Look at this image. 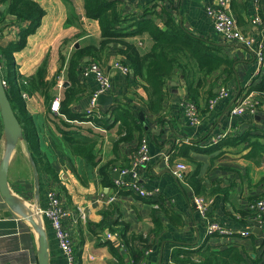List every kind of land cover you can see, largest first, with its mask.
Returning <instances> with one entry per match:
<instances>
[{
	"label": "crops",
	"instance_id": "obj_1",
	"mask_svg": "<svg viewBox=\"0 0 264 264\" xmlns=\"http://www.w3.org/2000/svg\"><path fill=\"white\" fill-rule=\"evenodd\" d=\"M69 1L71 13L62 0L38 1L44 11L40 25L27 38L25 47L14 53L17 73L25 78L37 75L43 84L40 92L22 98L28 119L21 121L20 125L23 132L24 128H29V123L33 125L36 147L50 161L56 178L40 168V161L33 153L36 149L30 145L25 130L8 160L7 184L17 208L9 206L0 193V264H38V234L32 222L41 225L46 232L49 263L69 264L58 248L49 219L40 215V211L47 207L49 190L54 191L66 212L62 224L72 242L74 264H118L114 255L117 251L122 264H170V254L174 249H198L206 245L218 249L231 243L240 244V248L255 258L260 254V248H264V225L248 221V215L245 214L243 218L239 212L246 213L248 205L255 198L264 199V183L260 184L264 179V166L258 167L246 160L244 155L247 150L242 145L215 148L216 145L210 144L213 137L224 138L233 132L246 131L244 124L248 123V128L261 125L253 117H237L230 122L226 111L239 88L242 93L252 80L258 83L264 70L252 78L257 63L251 52L237 44L224 43L213 32L205 8L217 4L218 0H142L137 4L131 0H113L118 2L122 20L116 26L117 30H133L134 17L152 19L164 30V21L170 16L182 29L218 49L219 55L230 59L234 68L231 76L221 75L219 70L206 78L198 105L202 122L196 128L189 124L185 116V107L190 102L185 78L179 69H175L165 82L166 98L162 111L158 115L140 111L143 113V120L140 119L143 124L142 136L135 133L131 141H121L117 146L114 145L120 124L113 122L111 106H100L99 110L100 119L107 123L96 125L81 117L91 93L97 87L92 76L83 79L79 75L78 87L82 92L75 95L66 107L71 117L49 110L55 98L60 100V104L66 101V91L70 86L68 66L74 52L87 46H98L102 40L97 21L85 16L83 0ZM252 2L231 0V13L242 33L250 35L255 46L260 27L251 23L252 17L257 14L256 0ZM7 8V3L0 0V15L4 16L0 25L3 33L0 46L15 40L19 32V24L8 14ZM146 10L148 16H143ZM70 16L73 22L66 25ZM5 24L7 26L3 27ZM121 42L135 46L141 55L149 53L153 45L146 32L118 39L112 43L115 50L121 48ZM87 61L93 62L89 58L84 62ZM116 61L129 65L125 56L117 51L107 53V57L104 55L98 61L108 71L112 83V91L108 94L113 98L111 105L119 103L139 110L143 100L147 99L143 82L134 76L131 69L125 75L114 69L112 65ZM5 72L0 58L3 80ZM196 77L199 75L196 74ZM217 77L222 82L225 78L223 83L228 89V98L211 112L203 113L207 89L211 87L212 93H215ZM261 109L258 114L264 122V105ZM70 118L73 122L68 123ZM68 131L95 144L96 158L93 164L71 153L69 145L74 139L64 133ZM142 140L148 143L150 162L140 169V184L146 189L161 191V199L157 202L140 199L129 192H116L112 185H103L109 178L112 184L113 175L128 166ZM7 149L0 114V162ZM110 161H113L112 169L108 167L102 172L101 168ZM177 164L186 167L184 176L197 173L203 178L204 195L212 190H221L208 197L215 200L209 210V220H217L233 231L248 230L252 238L238 241L233 234L208 238L206 221L194 206L196 195L182 179L174 177ZM222 191L227 193L225 197L220 193ZM112 195L116 196L115 200L107 203L106 199ZM200 197L204 198L203 195ZM105 212H108L110 223L115 222L114 230L120 235L118 242H105L96 236ZM153 217L159 218L162 223L160 232H153ZM234 219L244 220L245 224L240 225ZM256 228L258 232L254 231ZM102 231L111 230L105 228ZM145 246H149L151 252L140 263H135L133 255H137V252L144 255Z\"/></svg>",
	"mask_w": 264,
	"mask_h": 264
},
{
	"label": "trees",
	"instance_id": "obj_2",
	"mask_svg": "<svg viewBox=\"0 0 264 264\" xmlns=\"http://www.w3.org/2000/svg\"><path fill=\"white\" fill-rule=\"evenodd\" d=\"M3 1L8 5V14L15 18L17 24H19L17 38L5 46H0V58H2L6 69L4 76V80L7 83L6 94L20 123L21 121H26L28 119L24 107V100L22 99V93L31 95L40 92L43 84L40 77L37 75L25 78L17 73L14 62V53L25 47L27 38L34 34L39 27L44 11L37 0ZM62 1L68 6L69 12L71 13L72 8L70 1ZM83 2L85 16L97 21L102 40L98 46H87L77 49L72 55L68 66V79L70 86L66 91V101L60 104V112L71 117V114L66 110V107L68 103L73 101L75 95L82 92L79 91L78 79L79 75H81V70L85 66L91 63L100 64L98 61L102 60L104 55L107 57V53H116L117 51L124 55L125 61L129 63V65L126 66L132 70L135 77L143 82L142 87L147 95V99L143 100L142 107L139 110H135L132 107L119 103L111 105L110 110L112 111L110 114L112 115L113 122L115 121L120 124L118 139L114 146H117L121 141H131L135 133L142 136L143 124L140 122L138 116L140 111L148 112L153 115H158L162 111L163 102L166 98L164 91L165 82L171 77L175 69H179L180 74L185 78L187 84V97L189 101L195 103L197 107L201 96L200 91L204 86L206 78H210L214 72L219 70H221V75L226 74L227 76H231L233 72L232 61L230 59L219 55L218 49L209 46L204 40L199 39L182 29L170 16H167L164 21V30H161L152 19L145 17L139 19L136 17L133 18V30L126 28L117 30L116 26L122 21L118 11L117 1L83 0ZM256 7L257 14L264 23V0H256ZM143 16H148L147 10ZM3 20L4 16L1 14L0 25ZM72 22V17L70 16L67 18L66 25H70ZM22 24L25 26H22ZM6 26L7 24L3 27ZM0 29L2 30V28ZM142 32L148 33L153 42L149 53L145 55H141L136 50L135 46L128 43L121 42V48L118 50H115V47L112 46V43L116 42L118 39L122 40L125 37L128 38L130 35L133 36ZM85 58L92 59L93 62H84ZM196 74H198L199 77H196ZM224 81L225 78H223V82ZM250 90L258 93L257 98L260 105L263 106L264 73L258 83L255 84L254 80L251 81ZM207 94V100L214 95L211 87L207 89ZM205 112H207L206 108L203 110V113ZM81 117L96 125L101 122L107 123L104 119L86 117L85 111ZM68 120L73 121L72 118ZM260 122L261 123L259 124L261 125L254 127H252V125L251 128L247 127L246 131L241 133L233 132L231 135L225 136L218 145L216 144L215 148H220L221 145H225V147H237L242 145L243 148L247 150L244 155L246 160L258 167L264 166V122ZM247 125L249 126L248 123ZM28 126L29 128L27 130L24 128V132L25 130L27 131L25 132V135L27 134L30 145L36 149L33 153L40 161L38 162L40 168L44 173L51 174L52 178L55 179L56 173L51 168L50 161L45 154H41L36 147V136L33 134V125L29 123ZM64 133L67 136L69 134L74 140H79H73V143L69 145L71 153L85 161L92 162L93 164L96 158L94 154L95 144L89 139L83 138L74 132L68 131L67 133ZM52 141L55 143L54 140ZM41 162H44V164ZM112 163L113 161H110L105 164L101 168V171L103 172V170L108 167H111L112 169ZM100 174L102 175L101 172ZM181 181L190 187L196 197L202 195L210 197L211 195L218 193V191H221L216 189L208 192V195H204L206 193L204 180L199 177L197 173L187 175L183 177ZM110 182L111 179L109 178V180L104 182L103 185L110 187L112 185ZM261 183H264V179L260 181V184ZM220 193H222L223 197L227 195L225 191ZM248 212L239 213L241 214V217L244 218V215H248ZM250 216L251 215L249 214V217ZM234 221L240 225L245 224L244 220L234 219ZM114 224L110 223L108 212H105L103 214L102 222L98 226L99 230L97 231H102L105 228L115 231L113 227ZM153 225L154 233L161 231L162 223L159 218L153 217ZM233 235L238 241L249 237L243 238L238 234ZM148 247L149 246H145L144 248L147 249ZM240 247V244L231 243L226 247L218 249L207 245L198 249H174L170 254V264H264V248H260V254L255 255V258H251L250 253ZM114 255L118 264H122L120 253L117 251ZM143 258V252H137V255H133L135 263H140Z\"/></svg>",
	"mask_w": 264,
	"mask_h": 264
},
{
	"label": "built area",
	"instance_id": "obj_3",
	"mask_svg": "<svg viewBox=\"0 0 264 264\" xmlns=\"http://www.w3.org/2000/svg\"><path fill=\"white\" fill-rule=\"evenodd\" d=\"M134 4L140 3L142 0H131ZM231 0H218L217 4L206 6L205 12L209 19L213 32L217 37L227 44H237L238 47L251 52L257 66L255 67L252 78L257 77L264 65V23L259 18L258 14H255L251 23L259 26V37L257 44L254 46V40L250 35H244L240 30L236 19L231 13ZM2 30L0 29V38L2 37ZM112 67L118 69L122 74L130 72L128 66L114 62ZM81 76L83 79H87L92 76L96 82V90L91 93L89 103L85 109L86 117H97L100 119V106L97 103V99L100 95H108L112 91V83L108 75V71L97 63H91L85 66L81 70ZM2 84L7 88V83L2 79ZM228 89L224 85H218L214 95L209 98L205 103L207 112H211L219 105L222 101L228 98ZM258 93L250 90V84L245 87L242 93L239 94L237 99L228 107L226 114L231 122L237 117H250L258 114L262 111V106L257 98ZM22 98L26 99L27 95L22 93ZM49 110L52 113L59 114L60 112V100L55 98L52 100L49 106ZM185 116L188 119L189 124L192 127H199L202 122V116L198 111V107L193 102H188L185 107ZM71 123L73 121H67ZM248 127L247 124H244ZM223 136L213 137L211 139V146L216 145ZM150 162V156L148 153V143L142 140L135 153L129 160V165L126 168L118 170V177L112 181V187L116 192H129L135 196L154 199L161 196L162 193L158 189H146L140 184V169ZM186 167L183 164H177L174 177L178 180L183 179ZM48 204L47 207L40 211V215L48 218L50 226L54 232L55 238L58 242V248L65 255L69 264H74L72 242L67 231L64 229L62 220L66 215L65 210L60 205L58 198L56 197L53 190H49L47 193ZM116 196L112 195L106 199L107 203H112ZM161 199V197L159 198ZM214 205V199H204L202 197L194 198V206L200 213L202 218L206 221V235L208 238L211 237H223L230 236L231 234H238L239 236L246 238L250 232L245 229L233 231L230 227L218 222L217 220H209V210ZM248 211L252 216L253 222L258 223L260 226L264 225V199L251 202L248 205ZM96 236L101 238L103 241H116L120 239V235L115 231H97ZM123 248V246H121ZM151 252L149 249L144 252L147 256Z\"/></svg>",
	"mask_w": 264,
	"mask_h": 264
},
{
	"label": "water",
	"instance_id": "obj_4",
	"mask_svg": "<svg viewBox=\"0 0 264 264\" xmlns=\"http://www.w3.org/2000/svg\"><path fill=\"white\" fill-rule=\"evenodd\" d=\"M86 60H88V58H85L84 61ZM239 93H240V88L237 94L234 96L231 104L237 99ZM112 99H113L112 96L100 95L97 99V103L99 106H102V107L111 106ZM0 114L2 118L3 132L6 137V142H7V147H8L4 158L0 162V193L2 197L4 198L5 202L9 206L17 208V205L13 202V197L8 188L7 171H8V160H9L10 154L13 151L14 147L16 146L17 142L23 138V129L18 121L15 111L13 110L11 103L9 101V98L6 94V89L2 84L1 75H0ZM138 116L141 120H143L142 112H139ZM253 119L256 122L262 121L261 120L262 117L260 114L254 115ZM34 170L36 171L35 167H34ZM117 177H118V171L113 175L114 179H116ZM32 225L34 226L38 234V251H37L38 264H50L49 263V251H48L49 245H48V240L46 237V232L41 225L38 226L34 222H32ZM258 230L259 229L256 228L254 231L258 232Z\"/></svg>",
	"mask_w": 264,
	"mask_h": 264
},
{
	"label": "rangeland",
	"instance_id": "obj_5",
	"mask_svg": "<svg viewBox=\"0 0 264 264\" xmlns=\"http://www.w3.org/2000/svg\"><path fill=\"white\" fill-rule=\"evenodd\" d=\"M251 2H252V0H251ZM252 3H253V2H252ZM263 70H264V68L262 69V71H263ZM220 84L226 86V84H224V83L222 82V79L219 78V80H217V86L220 85ZM128 165H129V164H128ZM127 167H128V166H127ZM125 168H126V167H125ZM158 190H159V189H158ZM160 192H161V191L159 190V194H160ZM137 197H138V196H137ZM203 197H204V199H208V197H206V196H203ZM139 198H140V199H143V200H146V201H150V202H153V201H154V202H157V201L159 200L160 196H158V197H156V198H154V199H145V198H141V197H139ZM212 199H213V198H212ZM258 200H262V198H258V199L255 198V199H254L253 201H251V202L253 203V202L258 201ZM251 202H250V203H251ZM247 212H248V210H247ZM249 214H250V212H248V221L252 222V221H253V220H252V216L249 217ZM250 215H251V214H250ZM220 223H221V222H220ZM222 224H223V223H222ZM224 225H225V224H224ZM146 250H148V248L145 249L144 252H145ZM149 250L151 251V249H149ZM144 256H145V255H144ZM145 257H147V256H145Z\"/></svg>",
	"mask_w": 264,
	"mask_h": 264
}]
</instances>
